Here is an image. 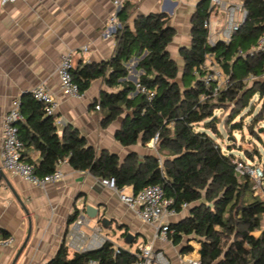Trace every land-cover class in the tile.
I'll list each match as a JSON object with an SVG mask.
<instances>
[{
    "label": "trees",
    "instance_id": "1",
    "mask_svg": "<svg viewBox=\"0 0 264 264\" xmlns=\"http://www.w3.org/2000/svg\"><path fill=\"white\" fill-rule=\"evenodd\" d=\"M205 1L198 3L192 16L189 46L179 53L183 63L180 82L176 61L166 50L174 34L168 18L159 13L141 15L131 30L123 21L124 7L117 12L121 26L115 33L111 58L71 68L72 81L80 93L97 78L110 89L101 91L93 102L103 113L102 126L125 113L115 139L122 146H131L145 144L157 135L154 146L161 158L148 155L138 162L131 153L119 161L106 150L97 153L74 128L66 127L58 135L54 116L46 115L44 105L30 93L19 99L24 120L16 123L18 137L23 148L32 146L39 152L37 162L26 161L39 176L51 173L58 160L66 159L74 170L99 178L113 177L118 189L130 186L136 193L146 185L158 184L178 210L183 202L189 203L188 214L170 223L168 239L178 245L183 236L191 237L199 244L200 264H264V198L254 194L252 179L236 173L234 160L242 159L230 152L235 149L230 146L233 139L229 138L227 151L216 140L220 134L217 111L229 108L224 126L234 131L241 130L242 120L235 121V117L243 109H251L253 96L264 108V52L254 50L264 34V0H245L243 24L227 43L213 45L207 44L203 27L212 10L204 8ZM208 54L228 77L226 87L214 96L198 78ZM131 57L137 58L140 72L134 83L125 80ZM137 85L153 95L147 98ZM202 94L206 98L200 100ZM261 116V112L250 114L249 134H254L253 124ZM260 166L263 183L264 164ZM76 215L74 210L68 221ZM191 251L190 245L182 249V253ZM134 260V253L106 240L99 248L82 252L69 253L61 245L45 264H133Z\"/></svg>",
    "mask_w": 264,
    "mask_h": 264
},
{
    "label": "crops",
    "instance_id": "2",
    "mask_svg": "<svg viewBox=\"0 0 264 264\" xmlns=\"http://www.w3.org/2000/svg\"><path fill=\"white\" fill-rule=\"evenodd\" d=\"M118 1L120 8L124 7V24L131 30L138 16L159 13L167 17L174 34L166 50L176 63L177 58L181 59L180 50L189 46L192 16L201 0ZM113 2L16 0L0 3V149L2 118L12 101L29 94L33 87L43 85L57 103L52 115L58 135L66 127L74 128L97 153L106 150L116 154L119 161L131 153L136 154L138 162L148 155L161 158L150 142L122 146L115 139V131L121 126L125 113L102 126L103 113L93 106L101 91H110L102 78L92 80L79 98L67 95L59 87L56 70L66 53L72 54L73 67L107 61L113 55L116 31L105 34L108 19L116 10ZM222 18L216 9L210 12L209 19L213 23ZM136 62L137 58L131 57L126 63L128 75L125 80L133 83L140 73ZM22 157L24 161L37 162L39 152L32 146L24 147ZM60 169L62 178L44 187L31 185L2 169L6 180L0 178V235L12 236L14 243L11 247L0 248V264H45L61 245L67 247L69 253L75 251V245L92 237L95 227H99V235L112 242L114 247L134 253L138 244L152 243L154 249L162 250L168 256L171 264H182L180 258L186 257L182 253V241L187 236H183L178 245L169 239H156L154 227L141 223L130 207L100 184L99 177L74 170L68 164L60 165ZM121 189L129 192L132 188ZM83 203L97 209L95 219L85 216ZM74 210L77 215L84 214L88 222L87 226L80 227L83 237L72 234L76 218L69 222L68 217ZM187 214L188 209L180 211L170 223L180 221ZM102 219L106 221L101 222ZM126 233L134 235L129 245L124 243ZM197 245L191 259H199Z\"/></svg>",
    "mask_w": 264,
    "mask_h": 264
},
{
    "label": "built area",
    "instance_id": "3",
    "mask_svg": "<svg viewBox=\"0 0 264 264\" xmlns=\"http://www.w3.org/2000/svg\"><path fill=\"white\" fill-rule=\"evenodd\" d=\"M16 0H0L1 4L12 3ZM116 10L108 19L105 34H110L120 28V22L117 19V12L120 9L121 2L114 0ZM211 9H216L223 16L222 20L213 23L209 17L203 22V27L207 31L206 42L208 45H213L217 41L227 43L234 32L242 25L246 18V9L243 3H229L225 0H211ZM211 10V11H212ZM255 51L264 52V34L261 35L254 47ZM72 54L66 53L59 61L56 73L59 81L60 89L67 95L79 98L82 93L78 90L77 85L72 81ZM198 78L205 87L210 88V94L215 95L216 92L226 87L228 77L214 61L211 54L206 55L203 64L200 65ZM194 73H198L197 70ZM137 88L145 93L147 98H150L153 93L145 88L137 85ZM32 98L38 100L44 105V113L52 115L56 108V100L50 91L43 85H37L30 90ZM202 94L200 100L205 99ZM20 100L15 99L11 103L10 109L2 118L1 123V149H0V164L1 168L6 172L20 177L27 183L36 187H44L48 183L57 182L62 178L60 165L67 164L66 159L57 161L54 170L51 173L39 176L35 173L34 166L21 158L23 143L18 137L16 123L23 121L24 117L19 110ZM98 109L99 106L96 105ZM157 135L149 142L152 146L155 145ZM234 169L238 175L247 176L253 180V191L255 195L262 198V169L259 165L248 163L243 160H234ZM100 184L106 189L115 193L119 200L131 208L138 220L146 225L154 227L155 238L161 241L168 240V232L170 219L178 215L180 211L189 208L190 204L183 202L179 210L172 205V200L166 197L160 185H146L138 192L133 193L132 189L129 192L123 189H118L113 177L100 178ZM87 220L84 214L77 215L73 225L72 234L83 237L80 227L87 226ZM99 227H95L92 232V237L83 244L74 246L75 251L82 252L99 248L106 239L99 235ZM14 243L12 236L0 235V248L11 247ZM135 260L133 264H171L168 256L159 249H154L152 243H140L134 251ZM182 264H200L198 259L180 258ZM88 264H98L96 261H89Z\"/></svg>",
    "mask_w": 264,
    "mask_h": 264
},
{
    "label": "rangeland",
    "instance_id": "4",
    "mask_svg": "<svg viewBox=\"0 0 264 264\" xmlns=\"http://www.w3.org/2000/svg\"><path fill=\"white\" fill-rule=\"evenodd\" d=\"M211 7V0H206L204 2V8L209 9ZM182 59L177 58V68H178V74H177V80L180 82V77L182 75V68L183 63L181 61ZM188 77V76H187ZM229 112V108H223L220 112H216V114L219 115L220 123L218 124V131L219 135L217 136V142L222 146V149L224 151H227V148L225 147L229 141V138H232L233 145L231 144V147H234L235 149H231V153H233L237 158H241L243 161H246L248 163L253 164H264V108L261 106V101L257 98V96H253L251 98V109L249 110V107L246 109H243L239 114L235 117V121L242 118L241 120V130H234L231 131L229 129H226L225 124V118L226 115ZM235 113V111H232ZM261 112V118L258 122L253 124L254 127V134H249L247 130V126L250 121V114L251 113H258ZM239 149V150H238ZM245 152V154L243 153ZM246 154L252 157V161L246 157ZM261 167V166H260ZM262 198H264V182L262 184ZM261 227L264 228V216H262L261 219ZM257 234V232H256ZM139 239V237H138ZM137 239V240H138ZM182 244L190 245L192 247V251L188 253H184L186 255V259H191L192 256H194L193 248L197 245V242L194 241L191 237H187L182 241ZM184 248V247H183Z\"/></svg>",
    "mask_w": 264,
    "mask_h": 264
},
{
    "label": "water",
    "instance_id": "5",
    "mask_svg": "<svg viewBox=\"0 0 264 264\" xmlns=\"http://www.w3.org/2000/svg\"><path fill=\"white\" fill-rule=\"evenodd\" d=\"M144 54H145V52L143 53V55ZM0 178H3L4 180H6L1 168H0ZM82 206H83L82 209L84 210L85 216L90 220L95 219L96 214H97V209L94 206H92L90 204H86V203H83ZM105 221H106V219H102L101 222H105ZM133 240H134V235L131 233H126V235L124 237V243L129 245L132 243Z\"/></svg>",
    "mask_w": 264,
    "mask_h": 264
}]
</instances>
